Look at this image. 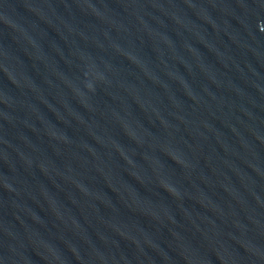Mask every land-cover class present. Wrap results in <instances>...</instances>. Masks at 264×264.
<instances>
[{
  "label": "water",
  "instance_id": "95a60500",
  "mask_svg": "<svg viewBox=\"0 0 264 264\" xmlns=\"http://www.w3.org/2000/svg\"><path fill=\"white\" fill-rule=\"evenodd\" d=\"M0 264H264V0H0Z\"/></svg>",
  "mask_w": 264,
  "mask_h": 264
}]
</instances>
